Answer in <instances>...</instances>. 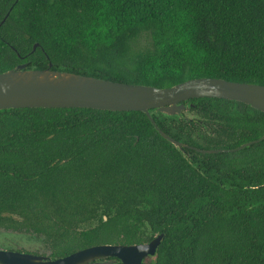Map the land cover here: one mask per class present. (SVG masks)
Listing matches in <instances>:
<instances>
[{
    "label": "trees",
    "instance_id": "1",
    "mask_svg": "<svg viewBox=\"0 0 264 264\" xmlns=\"http://www.w3.org/2000/svg\"><path fill=\"white\" fill-rule=\"evenodd\" d=\"M18 64L156 87L264 85V0H0V72ZM183 103L150 111L174 139L258 141L201 153L139 110L0 109V229L40 237L53 258L164 232L143 264H264V112Z\"/></svg>",
    "mask_w": 264,
    "mask_h": 264
},
{
    "label": "water",
    "instance_id": "2",
    "mask_svg": "<svg viewBox=\"0 0 264 264\" xmlns=\"http://www.w3.org/2000/svg\"><path fill=\"white\" fill-rule=\"evenodd\" d=\"M37 45L35 43L33 48ZM198 97L238 100L264 112V85L219 77H196L172 86L156 87L52 69L51 64L43 69L18 64L0 72V109L87 107L139 110L147 114L168 141L179 148L187 147L201 153L235 151L258 141H248L231 149H204L174 139L153 121L150 113L152 109L167 114H181L186 108L183 101ZM164 234L159 232L148 241L132 244H94L54 258L41 253L0 247V264H110L118 261L122 264H143L147 256L156 254ZM110 257L115 259L108 260Z\"/></svg>",
    "mask_w": 264,
    "mask_h": 264
},
{
    "label": "rangeland",
    "instance_id": "3",
    "mask_svg": "<svg viewBox=\"0 0 264 264\" xmlns=\"http://www.w3.org/2000/svg\"><path fill=\"white\" fill-rule=\"evenodd\" d=\"M140 44H143V40L140 41ZM10 246L28 248L45 255H48L49 252L48 249L43 245L40 237L31 234L17 233L0 229V247L6 248Z\"/></svg>",
    "mask_w": 264,
    "mask_h": 264
},
{
    "label": "flooded vegetation",
    "instance_id": "4",
    "mask_svg": "<svg viewBox=\"0 0 264 264\" xmlns=\"http://www.w3.org/2000/svg\"><path fill=\"white\" fill-rule=\"evenodd\" d=\"M6 248H10V249H16V250H20V249H23V250H20V251H26V252H35L33 250H30L28 248H21V247H13V246H10V247H6ZM35 253H38V252H35Z\"/></svg>",
    "mask_w": 264,
    "mask_h": 264
}]
</instances>
